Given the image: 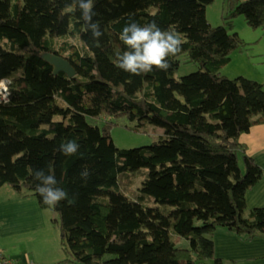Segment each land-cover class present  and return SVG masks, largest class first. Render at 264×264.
Wrapping results in <instances>:
<instances>
[{
	"label": "trees",
	"instance_id": "1",
	"mask_svg": "<svg viewBox=\"0 0 264 264\" xmlns=\"http://www.w3.org/2000/svg\"><path fill=\"white\" fill-rule=\"evenodd\" d=\"M211 1L94 0L103 32L97 47L72 0H0V79L11 82L7 102L0 98V186L35 194L44 211H56L50 219L62 262L234 264L216 254L218 227L264 236V205L246 203L264 167L242 139L264 121V83L220 71L247 44L231 30L233 18L244 14L264 29V0H225L216 25L206 14ZM131 20L180 33L182 51L169 57L168 71L132 75L115 66V52L126 47L119 34ZM45 50L68 58L75 74L54 72ZM182 54L198 68L177 77ZM111 117L163 133L118 146ZM72 139L78 153L65 156L60 145ZM37 170L54 175L68 199L42 203Z\"/></svg>",
	"mask_w": 264,
	"mask_h": 264
},
{
	"label": "crops",
	"instance_id": "2",
	"mask_svg": "<svg viewBox=\"0 0 264 264\" xmlns=\"http://www.w3.org/2000/svg\"><path fill=\"white\" fill-rule=\"evenodd\" d=\"M256 145L261 147L259 158L250 153L264 167V143ZM246 203L248 207L264 205V176L246 191ZM46 214L33 194L0 195V246L12 264H69L61 261L59 234ZM214 242L216 254L234 264H264V236L246 238L218 227Z\"/></svg>",
	"mask_w": 264,
	"mask_h": 264
},
{
	"label": "clouds",
	"instance_id": "3",
	"mask_svg": "<svg viewBox=\"0 0 264 264\" xmlns=\"http://www.w3.org/2000/svg\"><path fill=\"white\" fill-rule=\"evenodd\" d=\"M76 10L81 12V20L85 30L90 32L94 43L100 46L99 38L103 35L99 21L93 20L94 0H72ZM120 40L126 46L124 50L115 52V66L132 75H141L153 70L168 71L171 67L170 56H176L182 51V37L174 29H162L155 20L139 24L131 20L125 24L119 34ZM11 82L7 78L0 79V89L5 94L3 99L7 102L10 91L7 87ZM76 139L68 140L60 145L59 150L65 156L76 155L79 150ZM87 177V171L81 173ZM34 179L39 181L36 192L42 203L55 207L61 201L68 199V193L57 187V181L52 174L45 175L43 170L34 172Z\"/></svg>",
	"mask_w": 264,
	"mask_h": 264
},
{
	"label": "rangeland",
	"instance_id": "4",
	"mask_svg": "<svg viewBox=\"0 0 264 264\" xmlns=\"http://www.w3.org/2000/svg\"><path fill=\"white\" fill-rule=\"evenodd\" d=\"M226 10L227 5L225 0H212L206 6L208 20L214 25L223 23L222 13ZM231 30H237L247 44L242 49L234 48L230 54V60L221 66L220 71L228 76L242 74L264 83V29L261 26H250L246 21L244 14H238L233 18V26ZM70 39L80 44V40L76 37L71 36ZM180 59V65L175 71V76L179 77L184 73L198 68V63L186 60L185 54H182ZM111 118L117 121L110 130L112 138L118 146L128 147L147 144L157 139L163 133V128L161 126L145 123L143 126L144 130H137L134 128L135 121L130 120L127 117L117 119L115 117ZM87 119L92 123L100 125L104 122V119L101 117L87 116ZM262 129H264V121L254 123L249 132H244L242 134V139L246 140L249 144L248 151L256 158H259L257 150H261V147L256 144L264 143V131L260 132ZM239 161L241 167L244 169L245 163L242 153H239ZM139 182L140 179L137 185ZM12 191L15 193L14 188L9 183H4L0 186V195L9 194L12 193ZM33 196L36 197L35 194H33ZM46 215L50 218L56 215V211L48 210ZM49 225L51 228L55 227L59 234V228L52 219H50ZM207 263L211 264V261H208Z\"/></svg>",
	"mask_w": 264,
	"mask_h": 264
},
{
	"label": "water",
	"instance_id": "5",
	"mask_svg": "<svg viewBox=\"0 0 264 264\" xmlns=\"http://www.w3.org/2000/svg\"><path fill=\"white\" fill-rule=\"evenodd\" d=\"M42 57L52 63L54 72L63 70L69 76L74 75L76 72L75 67L71 63V61L58 52L45 50L44 52H42Z\"/></svg>",
	"mask_w": 264,
	"mask_h": 264
},
{
	"label": "built area",
	"instance_id": "6",
	"mask_svg": "<svg viewBox=\"0 0 264 264\" xmlns=\"http://www.w3.org/2000/svg\"><path fill=\"white\" fill-rule=\"evenodd\" d=\"M4 79V78H2ZM8 87V85H7ZM0 94L3 97L5 94L3 93V90L0 89ZM0 96V98H2ZM3 99V98H2ZM14 261H12V259L9 256H6L3 249L0 246V264H12Z\"/></svg>",
	"mask_w": 264,
	"mask_h": 264
}]
</instances>
